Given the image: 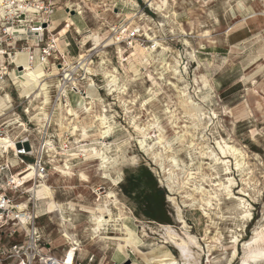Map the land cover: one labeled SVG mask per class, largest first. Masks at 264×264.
<instances>
[{"label":"rangeland","instance_id":"1","mask_svg":"<svg viewBox=\"0 0 264 264\" xmlns=\"http://www.w3.org/2000/svg\"><path fill=\"white\" fill-rule=\"evenodd\" d=\"M163 3V11L157 10ZM258 8L259 0H55L52 20L62 16L75 23L65 35H61L64 22L54 23L51 37L56 53L67 56L65 72L74 68L70 77L74 85H67L69 101L56 103L62 83L55 72L58 61L50 66L52 70L44 68L41 76L47 92L31 97L12 87L7 92L14 100L23 97L13 117L27 121L25 109L34 117L35 147L45 141L51 144L49 177L35 195L42 202L39 226L56 254L69 248L67 230L86 248L79 254L81 264H153L151 253L161 247L169 248L180 261L178 248L164 243L167 227L186 238L171 200L175 198L180 206L197 202L182 212L188 232L202 246L200 264H264V10ZM46 42L47 36L41 46ZM30 45L39 52L35 43ZM81 56L85 57L82 64ZM105 73L115 76V93ZM191 98L206 117L217 114L207 131L188 118L186 102ZM86 107L92 108L89 113ZM98 115L106 116L111 129L105 145ZM49 116L53 117L50 138L45 133ZM154 123L148 139L151 150L143 152L141 132ZM73 127L78 128L75 134ZM83 127L90 139L83 135ZM13 128L14 135L24 134L17 125ZM160 134L170 149L155 145ZM221 139L244 153L242 172L230 159L231 174L226 176L224 166L212 161L220 157L216 142ZM83 145L89 152L106 147L103 150L112 160L104 175L97 171L100 160L86 157ZM174 156L178 166H171ZM66 164L72 169L71 177L61 172L67 171ZM27 173L33 175L30 169ZM189 173H195L190 181ZM138 175L145 187L156 186L152 200L157 205L164 201V222L145 217L125 193L127 179ZM231 178L235 183L228 196ZM45 187L50 195L43 198L38 192ZM109 193L115 195V206L110 204L114 219L122 221L103 232L110 242L107 251L92 241L91 215L80 210L81 206L103 209ZM51 199L65 208L76 204L75 211L65 215L70 220L66 227L61 226V214L47 213ZM206 201H211L210 218L204 217ZM156 211L161 217L162 212ZM125 232L128 235H122Z\"/></svg>","mask_w":264,"mask_h":264},{"label":"built area","instance_id":"2","mask_svg":"<svg viewBox=\"0 0 264 264\" xmlns=\"http://www.w3.org/2000/svg\"><path fill=\"white\" fill-rule=\"evenodd\" d=\"M54 13L55 0L0 2V101H4L0 106V264H68L71 252L72 264H80L77 262L78 245L68 242L66 254L56 256L39 226L42 202L36 198L35 191L49 177L50 145L45 141L35 147L31 126L34 117L27 109L24 111L27 121L13 117L22 106L18 102L23 97L14 100L7 92L8 87L23 89L21 56L26 54L31 64L41 60L48 71L59 62L58 75L62 83L57 88L56 103L69 101L67 85L72 83L73 73L65 72L67 56L56 53L55 39L51 38L54 37ZM46 36L47 44L41 46ZM30 43H35L39 52ZM24 44L28 48H24ZM51 124L50 117L45 129L46 135H50L48 138L52 135ZM16 125L22 128L23 135H14ZM29 168L33 171L31 177H27Z\"/></svg>","mask_w":264,"mask_h":264},{"label":"bare ground","instance_id":"3","mask_svg":"<svg viewBox=\"0 0 264 264\" xmlns=\"http://www.w3.org/2000/svg\"><path fill=\"white\" fill-rule=\"evenodd\" d=\"M0 2H4V0H0ZM162 3V2H161ZM159 4V3H158ZM157 6V5H156ZM163 7H165V3H163L162 5H158V9L157 10H160V11H163ZM259 7V6H258ZM74 8V7H73ZM82 9V8H81ZM81 9H79V13L80 14H83V12L81 11ZM71 10V9H70ZM83 10V9H82ZM30 11V9H29ZM33 11V10H32ZM76 11V9H75ZM78 11V10H77ZM264 12V11H263ZM259 13V12H258ZM65 24V27L63 28L62 32H61V35H65L69 30H71L72 27H75V23L73 22L72 19H68L64 22ZM77 32L79 34H81V30L77 27ZM59 41V40H58ZM66 42V41H65ZM68 43V41H67ZM37 47V46H36ZM39 49V48H38ZM21 62H22V66L21 68H23L24 70V73L22 74L23 76V89L20 91L22 93V95H24V97H31L33 94H36V93H39L40 94H36L38 96L42 95L43 92H47V83H45L44 81H42V75L44 74V65L42 63L41 60L37 61L36 63H33L31 64V62L29 61L28 57L26 56V54L22 55L21 56ZM81 62L80 64L84 63L85 62V57L84 56H81L80 58V61ZM85 68V67H84ZM74 68H72L70 66V69L69 71H73ZM87 71V73L89 75H93L92 73V70H90L89 68L88 69H85ZM55 72L57 73L58 72V68L55 70ZM44 76V75H43ZM70 75H68L69 77ZM51 77V76H50ZM105 77L108 81V87H110V91H112L113 93H115V76L113 75H109V73H105ZM94 84V83H93ZM92 84V85H93ZM10 90V89H9ZM45 94V93H44ZM48 95V94H47ZM46 95V96H47ZM183 97H185V94L183 95ZM55 100V99H54ZM4 103L3 100L0 101V106ZM45 103V102H44ZM46 103L47 102V98H46ZM187 104H189L188 106L190 107V111L189 113H191L190 115H188V118H190L192 120L193 123H196L195 126H204L203 127V130L207 131L208 129H210V126H212L214 124V120L217 119V114L215 112H213L212 116L210 115V117H206L205 116V113H204V110L203 109H200L198 104H195L194 101L192 100L191 98V101L188 100V102H186ZM93 104V103H92ZM62 105V104H61ZM68 107V105H67ZM65 108V107H64ZM92 108H88L86 107V110L88 113L91 111ZM68 111V114L69 116L72 117V115H74L73 113V110L72 108H69L67 109ZM62 111V110H61ZM64 111V110H63ZM65 114V113H64ZM67 114V113H66ZM61 115V114H60ZM63 116V115H62ZM61 116V118H62ZM68 116V115H67ZM77 116V115H76ZM50 117V116H49ZM53 118V117H52ZM96 121L99 122V135H100V138L101 140H103L102 144H104V140L107 136H109L110 134V128L108 126V121H107V118L105 115H98L96 117ZM241 118V117H240ZM40 119V118H39ZM65 120V118H63ZM70 120V118H68ZM208 120L209 122L203 124V122L205 120ZM42 120V119H41ZM49 120V119H48ZM63 120V121H64ZM175 120V119H174ZM173 120V121H174ZM206 120V121H207ZM95 121V120H94ZM232 123V122H231ZM64 124V123H63ZM172 124H175L174 125V128L175 129H178V123H172ZM234 124V123H233ZM61 125V124H60ZM171 125V124H170ZM62 126H65V125H62ZM159 127V126H158ZM74 128V131H72V134L78 129L77 127H73ZM88 128V127H87ZM155 129V123L152 124V125H149L148 126V129H144L142 133L143 135V140L141 141L140 145V149L143 151V152H149L151 150L148 149V139H149V134L151 130H154ZM158 129V128H157ZM196 129V128H195ZM165 131V130H163ZM177 131V130H175ZM201 131V130H200ZM83 135L86 136V138L90 139V135L88 134L87 130H85V127H83ZM75 134V133H74ZM220 139V138H219ZM2 141V140H0ZM167 142V141H166ZM10 143V142H9ZM186 143V142H185ZM51 145V144H50ZM155 145H164L165 147V150H168L170 149L169 147H167L165 145V137L162 136L161 134L159 135V138H158V142L155 144ZM180 146V145H179ZM216 146L219 150V155L220 157L218 158L217 156L213 158L212 161L215 162L216 165H223L224 166V173L226 176L230 175L231 174V169H230V159L234 160L235 161V166H236V169L239 171V172H242L243 171V167H244V153H242L239 149H237L236 147L234 146H231L230 143H228L227 141H225L224 139H221L220 141H217L216 142ZM11 147L15 148L14 144H11ZM82 148V151L84 152V154H86V157H89L90 156V159H93V160H100L99 162V165L97 167V171L100 173L102 172L101 174L104 175L105 173V170L108 169V166L110 165L111 163V158L106 154V152L103 150L105 148H103L102 150H92L91 152L89 151H86V146L83 145L81 146ZM108 147V146H107ZM190 147H194L193 146V142H191V145ZM153 148V147H152ZM113 154V153H112ZM111 155V154H110ZM114 156V155H112ZM212 157V156H210ZM171 161V166H173L174 164L176 166H178L177 164V161L175 160V156L174 157H171L170 159ZM97 166V165H96ZM95 165L93 167H96ZM56 167V166H55ZM91 167V168H93ZM65 170L67 171H64V170H61L62 173L67 174V175H73V173L71 172L72 169L70 166H68V164L65 165ZM90 168V167H89ZM31 170V168H29ZM95 170V169H94ZM195 173H189L188 174V177L191 176L190 179H188V181L192 180V176L194 175ZM65 177V176H64ZM71 177V176H70ZM229 183H230V186L226 188V190L228 191L227 195L230 196L231 195V192H230V189H232V186L233 184L235 183V180L233 178L229 179ZM49 186V185H47ZM74 187V186H73ZM173 192V190H172ZM38 195L40 197H48L50 195V192L49 190L47 189V187H45V189L43 188V190H41L40 192H38ZM105 198L106 200V203L104 204V208L103 209H95V208H87V207H84V206H81V210L82 212H85L86 214H90V218H91V222H92V235L93 238H92V241L97 245V244H102L101 245V248L102 250H107L109 249L110 247V242H108L103 236V232L107 230V227H109L111 224H114L116 222H118L119 220L121 219H114L115 216L112 212V210L110 209V204L113 203V205L115 206V195L114 193H109L107 195H105ZM172 202L174 203V205L176 206L177 208V221L183 225V230L185 231V236L186 238H182L180 235H178L171 227H167L165 228L164 232H165V235H164V243H168V242H171L175 245V247L178 248L179 250V255H180V261L177 260L174 255L172 254V252L170 251L169 248H162L159 249V250H153V252L151 253V257L150 258V262L151 263H157V264H200L201 262V258L203 256V249H202V246L200 245L199 241L194 237L192 236L189 232H188V229H189V226L183 216V212H182V208H186V207H195V205L197 204L196 201H192V204H186L184 203L183 206H180L176 199L175 198H171ZM49 201V200H48ZM191 202V200H189ZM117 204V203H116ZM112 206V205H111ZM75 207H76V204L74 203H69L68 204V208H65L64 205H61V204H58L54 201V199H51L50 202H48V214H53V213H59L61 214V220H62V225L63 227H66V224L70 221V220H67V217L65 216L67 214V212H70V213H73L75 211ZM198 207V206H197ZM203 210L205 211L204 212V217L206 218H210V214L207 213L208 209L210 211L211 209V201H206L205 204H203ZM68 215V214H67ZM89 217V216H88ZM117 217V216H116ZM123 216H120V218H122ZM125 217V216H124ZM247 217V216H246ZM119 218V217H117ZM70 219V217H69ZM72 220V219H71ZM122 221V220H121ZM120 221V222H121ZM90 222V221H89ZM71 223V222H70ZM119 226V225H118ZM117 228V227H116ZM67 229V228H66ZM122 229V228H121ZM117 230V229H116ZM124 230V229H123ZM66 231V234H65V237L68 241H71L74 246L76 245H79V248H77L81 253L84 252V249L86 248H82V246L78 243V241L74 240V237L72 234H70L67 230ZM112 231V229H111ZM118 231V230H117ZM120 232V231H119ZM106 234V233H105ZM121 235V234H120ZM122 235H128V232H125L124 234ZM162 239V238H161ZM212 240V238H211ZM236 242V241H235ZM66 243V242H65ZM77 243V244H75ZM208 243V242H207ZM213 243V242H212ZM94 244V245H95ZM170 244V243H169ZM209 244V243H208ZM215 245V244H214ZM218 245V244H217ZM85 246V245H84ZM83 246V247H84ZM90 246V245H89ZM88 246V248H89ZM208 246V245H207ZM87 247V246H86ZM98 247V246H97ZM211 247V246H210ZM154 248V247H153ZM212 248V247H211ZM73 252H71L70 254V257L72 256ZM208 254V253H207ZM237 255V251L234 252L233 254V259L236 257ZM212 256V255H211ZM212 258V257H211ZM149 259V258H148ZM210 259L208 258V261L207 263H210Z\"/></svg>","mask_w":264,"mask_h":264},{"label":"trees","instance_id":"4","mask_svg":"<svg viewBox=\"0 0 264 264\" xmlns=\"http://www.w3.org/2000/svg\"><path fill=\"white\" fill-rule=\"evenodd\" d=\"M138 177V178H137ZM131 179V182L129 184V188L126 189L127 196L131 198H138L139 201H141L143 206H146V208H149L152 203V196L155 195L154 191L156 192V186H153L152 189L143 187L139 183V176H137ZM141 178V177H140ZM146 178L151 179L150 173L146 174ZM163 196V195H162ZM150 218V217H149Z\"/></svg>","mask_w":264,"mask_h":264},{"label":"flooded vegetation","instance_id":"5","mask_svg":"<svg viewBox=\"0 0 264 264\" xmlns=\"http://www.w3.org/2000/svg\"><path fill=\"white\" fill-rule=\"evenodd\" d=\"M139 176V175H138ZM138 178V177H137ZM147 180H150L149 178H146ZM133 180V179H132ZM144 180V179H143ZM143 180H142V178H140V176H139V183H140V185L141 186H143L144 187V185H143ZM127 183H126V185L125 186H123V188H124V190H125V193H126V189L127 188H129V184L128 183H130L131 182V179L129 178V179H127ZM133 200L135 201V203L137 204V207L139 208V209H141V211L144 213V215H145V217H147V218H149L150 220H153V221H157V222H164V219H165V214H166V211L164 210V207L162 206L163 204H164V201H161L160 200V204H154V202H153V200H151L152 201V203H151V205L152 206H150L149 208H146V206H143L142 205V203H141V201H139V199L138 198H133ZM160 210L161 212H162V216L160 217V216H158V214H157V211L156 210Z\"/></svg>","mask_w":264,"mask_h":264},{"label":"crops","instance_id":"6","mask_svg":"<svg viewBox=\"0 0 264 264\" xmlns=\"http://www.w3.org/2000/svg\"><path fill=\"white\" fill-rule=\"evenodd\" d=\"M55 20H53V22L54 23H58V25H60L61 23H63V22H65V19L64 18H62V16H60L59 18H54ZM44 203V202H43ZM113 204V203H112ZM50 243V249L52 250V252H53V254H55L56 256H64L65 254H66V252L68 251V249L67 250H65V252L63 253V254H60V255H58V254H56L55 253V248L53 247V245H52V243L51 242H49ZM81 252H79V254H80ZM79 254H78V257H77V262L78 263H80V261H79ZM81 264V263H80Z\"/></svg>","mask_w":264,"mask_h":264},{"label":"snow or ice","instance_id":"7","mask_svg":"<svg viewBox=\"0 0 264 264\" xmlns=\"http://www.w3.org/2000/svg\"><path fill=\"white\" fill-rule=\"evenodd\" d=\"M259 3H260V8L256 9L257 11H262L264 10V0H259ZM255 7V6H254ZM84 179H87L86 177H84ZM68 264H72L71 262V258L69 257V260H68Z\"/></svg>","mask_w":264,"mask_h":264},{"label":"water","instance_id":"8","mask_svg":"<svg viewBox=\"0 0 264 264\" xmlns=\"http://www.w3.org/2000/svg\"><path fill=\"white\" fill-rule=\"evenodd\" d=\"M72 15L75 16L76 15V11H71Z\"/></svg>","mask_w":264,"mask_h":264}]
</instances>
